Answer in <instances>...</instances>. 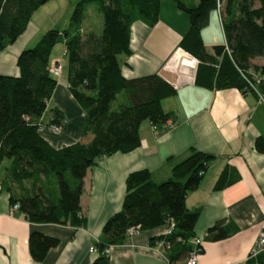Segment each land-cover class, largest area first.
Instances as JSON below:
<instances>
[{
    "label": "trees",
    "instance_id": "obj_1",
    "mask_svg": "<svg viewBox=\"0 0 264 264\" xmlns=\"http://www.w3.org/2000/svg\"><path fill=\"white\" fill-rule=\"evenodd\" d=\"M45 1L0 0V50L22 32L30 13ZM172 1L187 18V27L176 43L180 50L172 54V60L177 63L184 59L188 68L193 65L192 57L196 60L193 82L202 87H233L241 93L263 95L264 0H195L193 4ZM216 1L224 42L211 45L208 51L199 32L207 13L215 10ZM88 3H93L100 14L98 34L78 31L84 5ZM158 3L159 0H76L64 29L44 30L33 45L17 53V73L0 74V163L7 161L1 181L8 190L11 184L29 181V189L8 196V203L17 202L16 212L27 221L82 225L78 195L85 169L95 159L137 146L141 120L157 124L171 118V112L161 107L160 100L173 95L174 88L155 72L125 78L117 60V55L130 52V23L139 20L151 26L157 18ZM59 41L63 43L68 90L85 116L81 135L89 133L90 139L52 147L37 128L58 80L48 72V55ZM255 57L262 62L252 63L250 60ZM252 76L259 80L255 82ZM118 93H123L125 102L112 109L110 102ZM62 122L61 112L51 109L48 125L59 127ZM254 147L263 148L260 138L254 140ZM212 158L210 153L190 147L171 166L169 175L158 182L152 181L144 168L129 171L124 178L120 207L102 222L93 244L97 255L90 264H108L103 249L120 243L126 228L158 226L168 232L150 237L149 243H161L167 264H183L193 248L190 239L195 236L192 228L198 213L197 208H186L184 196L197 186ZM227 171L226 166L222 167L213 189L236 179V174ZM204 232L210 240L227 234L219 222ZM56 242L53 236L30 231L26 237L30 258L40 260Z\"/></svg>",
    "mask_w": 264,
    "mask_h": 264
},
{
    "label": "crops",
    "instance_id": "obj_2",
    "mask_svg": "<svg viewBox=\"0 0 264 264\" xmlns=\"http://www.w3.org/2000/svg\"><path fill=\"white\" fill-rule=\"evenodd\" d=\"M74 1L46 0L34 9L22 32L0 50V74L15 75L17 53L33 45L44 30L57 29L59 24L61 27L57 30L64 29ZM184 1L195 3V0ZM179 13V9H172L171 19H162L157 11L156 21L151 26L132 21L128 32L130 52L117 55L123 77L155 72L174 88L173 95L160 100L161 107L171 112V118L157 124L141 120L137 146L95 159L85 169L78 195L79 215L84 218L82 225L29 222L19 212L8 214V196L22 190L13 189L11 185L9 190L5 189L2 172L0 264H90L97 253L88 251L87 247L96 242L104 219L119 209L126 174L144 168L152 181H161L190 147L213 156L197 186L184 196L186 208L198 209L192 231L200 236V250L194 264H264V251L248 255L252 240L264 226V94L241 93L233 87L214 89L196 85L193 82L195 64L188 68L186 60L179 59L177 63L172 60V54L179 49L176 43L187 27V18ZM78 31L81 34L89 30L80 24ZM199 33L208 51L211 45L224 42L214 9L207 13ZM62 50L63 43L56 42L48 55L49 62L60 58L63 66L37 128L38 134L52 147L90 139L89 133L81 135L85 116L68 90ZM250 61L262 62L257 57ZM124 102L123 93H118L111 100L110 108ZM111 103H114L112 107ZM51 109L59 110L63 117L56 130L48 125ZM256 138L262 142L261 150L254 147ZM224 166L229 169L227 173L237 177L220 189H213V182ZM215 222H219L227 234L210 240L203 233ZM162 230L161 226L136 229L120 243L108 245L107 263L167 264L163 248L149 243V238ZM30 231L57 240L37 261L30 258L27 250L26 237Z\"/></svg>",
    "mask_w": 264,
    "mask_h": 264
},
{
    "label": "built area",
    "instance_id": "obj_3",
    "mask_svg": "<svg viewBox=\"0 0 264 264\" xmlns=\"http://www.w3.org/2000/svg\"><path fill=\"white\" fill-rule=\"evenodd\" d=\"M218 9H219V3L216 1V4H215L216 12L218 11ZM181 52L183 55L190 56L182 50H181ZM61 55H62V52H61ZM192 61H193V64L196 63V60L193 57H192ZM61 71H62V61L60 58H55L48 63V72L54 78L58 79ZM252 78L254 79L255 82H257L259 80V78L256 76H252ZM249 86H251L253 88V85L250 84ZM51 128L53 130L57 129L56 126H51ZM17 207H18V203L15 201L8 203L7 213L12 214V213L16 212ZM135 230L136 229L134 227H128L125 229V234L129 235L132 232H134ZM167 232H168V229L163 228L161 233H167ZM204 235H205V232L203 233V236ZM190 242L193 245V248L187 254L186 258L183 261V264H194L195 258H196V253L200 250V236H196V235L193 236L190 239ZM157 245H159L162 248L161 243L158 242ZM198 246H199V248H198ZM87 250L88 251H94L95 248L93 247V245H89L87 247ZM105 251H106V248L103 249V252H105ZM263 251H264V226H261V228L257 231L254 239L251 242V245H250L249 250H248V255L253 256V255H255L259 252H263Z\"/></svg>",
    "mask_w": 264,
    "mask_h": 264
},
{
    "label": "rangeland",
    "instance_id": "obj_4",
    "mask_svg": "<svg viewBox=\"0 0 264 264\" xmlns=\"http://www.w3.org/2000/svg\"><path fill=\"white\" fill-rule=\"evenodd\" d=\"M175 4L172 0H160L158 4V11L161 15V18L163 19H171L172 17V9H175ZM184 18H186V14L182 11L180 13ZM83 17L84 19L81 20L80 24L84 29L91 30L95 34H98L100 32L101 28V18L99 12L96 10L93 3H88L84 5L83 10ZM62 18V17H61ZM219 23V21H218ZM58 25V24H57ZM59 24L57 29H59L61 26ZM63 27V26H62ZM119 95L116 96L115 101L118 99ZM114 103H111V107ZM7 164V161L4 159L0 163V174L3 172V167ZM13 189L21 190V189H29V181L24 180L22 181V184L16 185L11 184Z\"/></svg>",
    "mask_w": 264,
    "mask_h": 264
}]
</instances>
